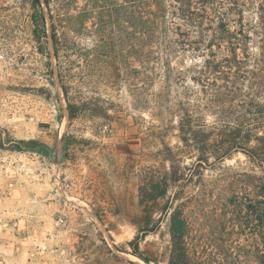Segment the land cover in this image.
I'll list each match as a JSON object with an SVG mask.
<instances>
[{
	"label": "rangeland",
	"instance_id": "374dc122",
	"mask_svg": "<svg viewBox=\"0 0 264 264\" xmlns=\"http://www.w3.org/2000/svg\"><path fill=\"white\" fill-rule=\"evenodd\" d=\"M29 1L0 0V264H167L168 196L144 207L138 188L169 164L165 145L182 148L179 101L198 103L202 120L215 122L192 80L199 54L171 58L179 79L157 77L147 107L122 86L100 95L107 119L85 113L69 122L51 42L48 57L30 34ZM244 17L253 20L254 10ZM180 157L184 179L167 195L179 197L173 207L187 221L190 264H263L264 232L254 214L258 168L235 150L194 172L183 169L194 157ZM147 211L156 229L139 249L149 263L128 244Z\"/></svg>",
	"mask_w": 264,
	"mask_h": 264
},
{
	"label": "trees",
	"instance_id": "16d2710c",
	"mask_svg": "<svg viewBox=\"0 0 264 264\" xmlns=\"http://www.w3.org/2000/svg\"><path fill=\"white\" fill-rule=\"evenodd\" d=\"M29 4L30 34L48 57L51 42L69 122L85 113L107 119L110 115L100 104V95L122 86L136 105L147 107L157 77L179 79L171 58L181 51L199 54L192 80L200 86L204 107L215 122L207 125L202 120L198 103L186 106L179 101L182 148L173 151L165 145L162 160L169 164L148 174L138 188L144 207L168 196L163 209L170 216L172 241L167 264H190L187 221L173 207L177 193L167 195L184 179L179 166L183 154L194 157L183 166L194 172L220 163L232 150L242 152L259 170L253 175L258 190L254 214L264 232V0H30ZM247 9L254 10L253 20L245 19ZM7 36L11 38L10 34L2 38ZM48 71L52 74L51 68ZM152 222L147 211L128 241L131 253L146 263L151 260L139 249V241L155 231L149 227Z\"/></svg>",
	"mask_w": 264,
	"mask_h": 264
},
{
	"label": "bare ground",
	"instance_id": "6f19581e",
	"mask_svg": "<svg viewBox=\"0 0 264 264\" xmlns=\"http://www.w3.org/2000/svg\"><path fill=\"white\" fill-rule=\"evenodd\" d=\"M137 263H141L142 261L134 256H131Z\"/></svg>",
	"mask_w": 264,
	"mask_h": 264
}]
</instances>
